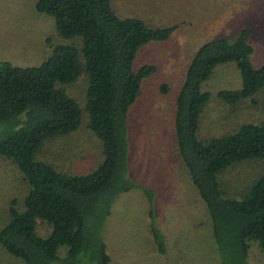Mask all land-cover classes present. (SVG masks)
Returning a JSON list of instances; mask_svg holds the SVG:
<instances>
[{
	"label": "trees",
	"instance_id": "16d2710c",
	"mask_svg": "<svg viewBox=\"0 0 264 264\" xmlns=\"http://www.w3.org/2000/svg\"><path fill=\"white\" fill-rule=\"evenodd\" d=\"M34 8L53 18L56 32L80 45L55 44L35 65L0 61V126L7 128L0 137V156L15 164L27 186L20 207L15 206V197L9 201L0 246L25 264H78L80 255L108 264L100 228L111 201L132 187L141 189L148 202L152 197L127 174L125 118L141 78L155 67L145 64L133 70L132 59L141 44L166 39L174 25L153 26L138 16L119 15L110 0H34ZM251 51L247 27L232 37L203 40L186 64L175 94V145L205 205L220 256L216 264H250V241L256 242L264 264V174L251 178L238 198L225 193L218 180L232 162L264 157V118L236 122L217 136L196 135L209 96L201 84L215 65L231 61L238 69L240 86L216 91L233 108L240 109L246 100L254 102L255 92L264 89V59L254 65ZM80 75L82 105L64 90ZM159 88L166 90L164 83ZM82 110L87 127L99 140L95 165L84 173H70L36 158L44 138L78 126ZM37 221L49 226L47 234L36 233ZM59 246L65 247L63 256L57 254Z\"/></svg>",
	"mask_w": 264,
	"mask_h": 264
},
{
	"label": "rangeland",
	"instance_id": "374dc122",
	"mask_svg": "<svg viewBox=\"0 0 264 264\" xmlns=\"http://www.w3.org/2000/svg\"><path fill=\"white\" fill-rule=\"evenodd\" d=\"M110 4L119 15L174 28L166 39L141 44L132 59L133 70L145 64L155 67L141 78L125 118L127 174L152 197L148 202L141 189L132 187L111 201L100 228L108 264H216L220 256L205 205L175 145V94L194 49L205 39L232 37L247 27L252 63L258 65L264 59V0H110ZM64 42L80 45L56 32L53 18L38 12L34 0H0V61L35 65L49 54L51 46ZM161 83L166 90H160ZM240 84L233 62L214 66L201 84L209 96L198 118L197 137L217 136L236 122L257 123L264 118L263 86L255 92L254 102L246 100L240 109L217 97L218 89H235ZM64 87L82 105V76ZM6 131L0 126V137ZM35 156L63 172L91 169L100 157V148L98 138L87 127L85 111H81L75 129L44 138ZM260 173L264 174V157L248 158L227 165L218 180L225 193L238 198L250 179ZM26 187L15 164L0 156V226L7 218L10 199L15 197V206L20 207ZM48 230L49 226L36 222L37 234L45 235ZM64 251V246L57 248L59 256ZM247 260L261 264L262 253L255 241L249 242ZM0 264L25 263L0 246ZM78 264L95 262L80 255Z\"/></svg>",
	"mask_w": 264,
	"mask_h": 264
},
{
	"label": "crops",
	"instance_id": "0c3cea01",
	"mask_svg": "<svg viewBox=\"0 0 264 264\" xmlns=\"http://www.w3.org/2000/svg\"><path fill=\"white\" fill-rule=\"evenodd\" d=\"M154 140V139H153Z\"/></svg>",
	"mask_w": 264,
	"mask_h": 264
}]
</instances>
